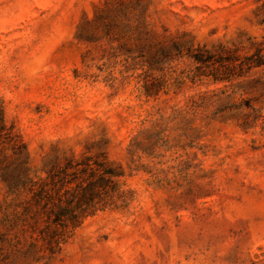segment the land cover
Returning <instances> with one entry per match:
<instances>
[{"label":"rangeland","instance_id":"1","mask_svg":"<svg viewBox=\"0 0 264 264\" xmlns=\"http://www.w3.org/2000/svg\"><path fill=\"white\" fill-rule=\"evenodd\" d=\"M0 264H264V0H0Z\"/></svg>","mask_w":264,"mask_h":264},{"label":"trees","instance_id":"2","mask_svg":"<svg viewBox=\"0 0 264 264\" xmlns=\"http://www.w3.org/2000/svg\"><path fill=\"white\" fill-rule=\"evenodd\" d=\"M247 58L251 59V56ZM261 64L262 62L258 61L255 65ZM86 159L87 161L75 163L70 159L61 168L64 176L75 174L74 178L78 181L74 187L65 189L60 202L54 203L49 212V218L53 216L52 222L61 227H77L85 218L104 210L112 203L107 202V197H110L111 191L118 186L117 179L121 174L104 159L95 160L93 163Z\"/></svg>","mask_w":264,"mask_h":264}]
</instances>
